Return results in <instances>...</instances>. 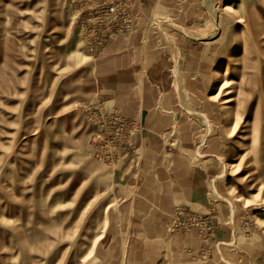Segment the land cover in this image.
I'll use <instances>...</instances> for the list:
<instances>
[{"label": "rangeland", "instance_id": "374dc122", "mask_svg": "<svg viewBox=\"0 0 264 264\" xmlns=\"http://www.w3.org/2000/svg\"><path fill=\"white\" fill-rule=\"evenodd\" d=\"M130 1L93 55L79 0H0V264H199L165 228L190 166L215 205L188 208L228 232L211 264H264V0ZM111 113L136 125L120 151Z\"/></svg>", "mask_w": 264, "mask_h": 264}, {"label": "built area", "instance_id": "2783aa9c", "mask_svg": "<svg viewBox=\"0 0 264 264\" xmlns=\"http://www.w3.org/2000/svg\"><path fill=\"white\" fill-rule=\"evenodd\" d=\"M85 8V14L80 17L77 27L79 28L85 50L96 54L108 42L126 34L133 26L132 2L130 0H79ZM110 126V131L115 135H110L107 142L121 138L124 142L115 145L113 148L120 151L125 146H130L131 129L136 127L133 122L111 113L105 118ZM106 141L104 142L107 143ZM107 145V144H106ZM103 145H93L97 158L103 162H118L120 154L114 153V150H99ZM209 213V212H208ZM197 213L184 205L173 206L169 217L165 222V228L172 235H184L194 232L200 239V245L196 257L201 262H207L211 259V242H213L214 232L218 224L210 214Z\"/></svg>", "mask_w": 264, "mask_h": 264}, {"label": "crops", "instance_id": "0c3cea01", "mask_svg": "<svg viewBox=\"0 0 264 264\" xmlns=\"http://www.w3.org/2000/svg\"><path fill=\"white\" fill-rule=\"evenodd\" d=\"M190 61H193L192 58L188 57L185 54L181 65V79L185 75V72H187V65L190 63ZM189 72H191V70H189L188 73ZM209 104H212L210 100L207 101V105ZM199 170L200 169H198L197 167L190 166V170L183 173L184 178H182V181L184 182V184L180 187V190L182 192V197H183L182 199L183 201H185L184 202L185 204H181V205H184L186 207H188V205L189 207H193L197 205L205 209V211H208V209L215 204H213V202L210 200L207 181L205 176H202L205 172L200 170L201 172H203V174H201L200 172H198ZM216 231H217L216 238L226 239V237L228 236V232L224 231L223 226L219 227V229ZM191 233L196 236L194 232H189L187 234H191ZM199 264H211V262L200 261Z\"/></svg>", "mask_w": 264, "mask_h": 264}, {"label": "bare ground", "instance_id": "6f19581e", "mask_svg": "<svg viewBox=\"0 0 264 264\" xmlns=\"http://www.w3.org/2000/svg\"><path fill=\"white\" fill-rule=\"evenodd\" d=\"M211 10H212V8L210 7V6H208ZM251 10V9H250ZM212 12H213V10H212ZM215 14V13H214ZM249 15L250 14H248V17H249ZM258 15V14H257ZM235 18V17H234ZM214 24V23H213ZM215 25V24H214ZM250 25H251V27L253 28V34H254V36L256 37L257 36V40L260 38V41L261 42H263L264 43V21L263 20H259L258 19V17L256 16L255 18H252V20H251V23H250ZM252 39V38H251ZM171 43V42H170ZM252 44H254V43H252ZM171 45L173 46V44L171 43ZM256 45V44H255ZM248 46H249V44H248ZM256 47V46H255ZM250 48H251V46H250ZM249 52V51H248ZM250 54V53H249ZM228 61H230V60H228ZM228 61H226V64L225 65H228L229 64V62ZM221 69V66L218 68V69H216L215 71H214V79L217 81L218 79H220L221 78V76H222V72H223V70L221 71L220 70ZM175 74H177L176 73V71H175ZM176 77H177V75H176ZM221 86V85H220ZM230 98H227V99H225L224 101H223V103H227V102H230ZM212 189H213V194L214 195H218V193L216 192V188H215V186L212 184Z\"/></svg>", "mask_w": 264, "mask_h": 264}]
</instances>
